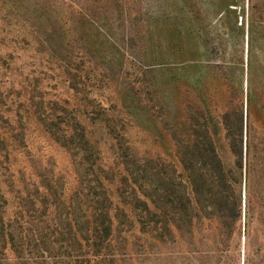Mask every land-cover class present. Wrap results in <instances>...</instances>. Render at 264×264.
Masks as SVG:
<instances>
[{
  "label": "rangeland",
  "instance_id": "rangeland-1",
  "mask_svg": "<svg viewBox=\"0 0 264 264\" xmlns=\"http://www.w3.org/2000/svg\"><path fill=\"white\" fill-rule=\"evenodd\" d=\"M250 95L264 133V0H0L1 134L9 150L8 159L0 151V171L10 167L31 191H43L44 174L66 195L78 186V160L41 117L67 110L104 164L117 149L107 123L118 119L137 156L177 165L176 140L192 136L186 114L207 104L212 117L246 119ZM20 127L22 147L13 140ZM134 236L129 244L137 237L153 245ZM156 253L118 264H163Z\"/></svg>",
  "mask_w": 264,
  "mask_h": 264
},
{
  "label": "trees",
  "instance_id": "trees-1",
  "mask_svg": "<svg viewBox=\"0 0 264 264\" xmlns=\"http://www.w3.org/2000/svg\"><path fill=\"white\" fill-rule=\"evenodd\" d=\"M252 108L250 95L246 119L229 112L212 117L207 104L187 112L192 136L176 140L177 165L137 156L118 119L107 123L117 149L104 164L99 147L67 110L41 117L78 160V186L66 195L59 179L44 174L43 191H31L23 176L2 168L0 184L9 191L0 186V264H118L154 254L156 245L163 264H264V133ZM1 118L0 151L6 148L8 159ZM18 132L13 140L22 147L25 131ZM136 230L153 245L137 237L129 244Z\"/></svg>",
  "mask_w": 264,
  "mask_h": 264
},
{
  "label": "water",
  "instance_id": "water-1",
  "mask_svg": "<svg viewBox=\"0 0 264 264\" xmlns=\"http://www.w3.org/2000/svg\"><path fill=\"white\" fill-rule=\"evenodd\" d=\"M243 207H245V194H244V190H243Z\"/></svg>",
  "mask_w": 264,
  "mask_h": 264
}]
</instances>
